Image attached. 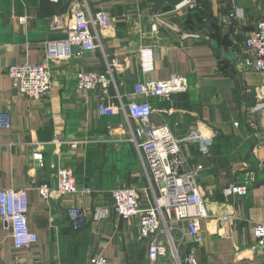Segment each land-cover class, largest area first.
<instances>
[{"label": "crops", "instance_id": "crops-1", "mask_svg": "<svg viewBox=\"0 0 264 264\" xmlns=\"http://www.w3.org/2000/svg\"><path fill=\"white\" fill-rule=\"evenodd\" d=\"M197 2L195 10L168 15L179 31L161 28L153 33L150 16L172 6L156 10L153 0H0V110L11 115L10 128H0V191L27 192V223L38 238L30 247L15 248L10 228L0 218V264H90V257L98 255L109 264H149L148 240L138 235L135 220L115 213L110 200L111 189L134 187L142 204L152 203L147 169L122 115L102 116L98 103L100 94L109 105L143 99L133 95L136 82L174 73L187 76L189 88L165 100L148 97L150 121L166 125L177 137L189 128L202 132V144L181 147V169L197 171L209 214L199 222L202 242L172 233L178 252L193 248L199 264H264V245L259 247L253 234V224L264 221V140L255 139L245 119L259 76L240 64L247 35L264 20V0ZM74 3L90 13L104 10L113 21L97 29L101 47L63 60L56 54L57 44L65 37ZM233 6L242 9V17H228ZM53 20L57 28H51ZM189 34L199 37L184 36ZM147 44L154 49V69L143 73L138 48ZM47 53L52 58L48 98L19 96L7 65L37 63ZM110 59L121 65L107 90L76 88V71H104ZM34 152H40L42 164L33 159ZM62 166L73 170L80 190L43 198L39 186L55 188V172ZM245 182V195H223L229 184ZM157 188L152 183L154 193ZM72 203L86 215L77 230L65 211ZM99 207L108 213L96 219ZM223 215L233 218L221 221ZM154 264L176 262L167 247Z\"/></svg>", "mask_w": 264, "mask_h": 264}, {"label": "built area", "instance_id": "built-area-1", "mask_svg": "<svg viewBox=\"0 0 264 264\" xmlns=\"http://www.w3.org/2000/svg\"><path fill=\"white\" fill-rule=\"evenodd\" d=\"M57 2L59 0H49ZM198 8L197 0H183L167 12L156 11L150 16L149 29L157 32L161 28L179 31L168 15L179 14L181 11ZM70 21L65 26V37L57 44L56 54L59 59L79 57L101 47L97 29L112 24L113 18L104 10L93 13L89 9L74 3L69 8ZM241 8L233 6L228 17L240 18ZM51 28H57L52 21ZM92 28V29H91ZM94 29V30H93ZM198 38V34H189ZM50 42H47V47ZM48 49V48H47ZM49 51V50H48ZM50 55L37 63L9 64L6 73L11 78L16 93L28 99H47L51 89ZM139 66L143 73L154 69V49L151 45L138 48ZM243 71H252L259 76V83L254 88V101L245 110V119L255 139L264 140V20L249 32L240 59ZM121 64L115 59L106 60L104 71L78 70L75 72V86L83 91L107 90L113 83V72ZM189 88L187 76L174 73L163 80L138 81L133 86V95L143 99H132L128 102L119 101L116 105L106 103V95L100 94L98 112L102 116L121 114L126 122L130 140L141 151L142 160L147 169L149 189L153 194V202L142 204L138 191L134 187H118L110 191L111 207L124 220L136 222L137 233L148 240L149 264H154L158 255L170 249L176 264H199L194 249L179 254L173 232L180 236L187 235L194 242H202L204 236L200 227V219L209 217L205 201L198 185L196 170L183 171L181 147L185 144H202L204 137L197 128H189L182 136H175L170 129L162 124L150 121L153 111L148 97L159 100L168 99L172 93L185 92ZM237 126L238 122H234ZM11 115L7 109L0 110V128H10ZM33 159L42 164L40 152L32 154ZM252 178V177H251ZM55 188L43 183L39 193L43 198L55 195L75 194L77 186L70 167H58L55 172ZM152 183L158 185L157 193L152 190ZM248 183H231L223 189V195H245ZM83 190L90 191V188ZM29 208L27 192L24 189L8 188L0 191V218L11 232L15 248L30 247L37 242L36 233L32 232L27 223ZM70 226L77 230L85 224V210L81 206L68 204L65 207ZM106 207L95 210L96 219L107 215ZM233 217L220 216L221 221H230ZM184 222L185 225L179 223ZM253 234L259 247L264 245V221L253 224ZM90 264H109L106 257L98 255L89 259Z\"/></svg>", "mask_w": 264, "mask_h": 264}, {"label": "water", "instance_id": "water-1", "mask_svg": "<svg viewBox=\"0 0 264 264\" xmlns=\"http://www.w3.org/2000/svg\"><path fill=\"white\" fill-rule=\"evenodd\" d=\"M153 1L156 3L155 5L156 10H159L163 4H167L174 7L179 3H181L183 0H153Z\"/></svg>", "mask_w": 264, "mask_h": 264}]
</instances>
